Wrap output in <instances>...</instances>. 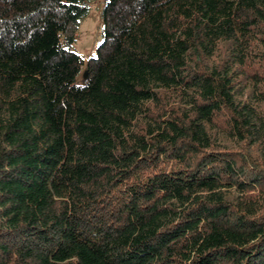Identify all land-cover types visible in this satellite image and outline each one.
Returning a JSON list of instances; mask_svg holds the SVG:
<instances>
[{"label":"trees","instance_id":"16d2710c","mask_svg":"<svg viewBox=\"0 0 264 264\" xmlns=\"http://www.w3.org/2000/svg\"><path fill=\"white\" fill-rule=\"evenodd\" d=\"M0 0V264H264V0Z\"/></svg>","mask_w":264,"mask_h":264},{"label":"rangeland","instance_id":"374dc122","mask_svg":"<svg viewBox=\"0 0 264 264\" xmlns=\"http://www.w3.org/2000/svg\"><path fill=\"white\" fill-rule=\"evenodd\" d=\"M104 0H91L90 12L81 21L77 41L73 45V49L80 54L85 64L81 73L77 77V84H84L86 71V62L89 58L94 57L98 46L102 42V9Z\"/></svg>","mask_w":264,"mask_h":264},{"label":"water","instance_id":"95a60500","mask_svg":"<svg viewBox=\"0 0 264 264\" xmlns=\"http://www.w3.org/2000/svg\"><path fill=\"white\" fill-rule=\"evenodd\" d=\"M84 77H85V78L87 77V71L84 72Z\"/></svg>","mask_w":264,"mask_h":264}]
</instances>
